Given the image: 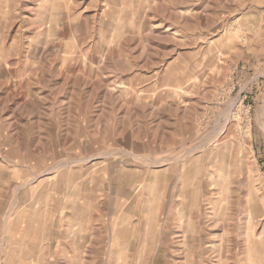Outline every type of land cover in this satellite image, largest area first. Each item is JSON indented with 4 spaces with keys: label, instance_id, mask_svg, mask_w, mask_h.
<instances>
[{
    "label": "rangeland",
    "instance_id": "374dc122",
    "mask_svg": "<svg viewBox=\"0 0 264 264\" xmlns=\"http://www.w3.org/2000/svg\"><path fill=\"white\" fill-rule=\"evenodd\" d=\"M263 109L264 0H0V264H264Z\"/></svg>",
    "mask_w": 264,
    "mask_h": 264
},
{
    "label": "crops",
    "instance_id": "0c3cea01",
    "mask_svg": "<svg viewBox=\"0 0 264 264\" xmlns=\"http://www.w3.org/2000/svg\"><path fill=\"white\" fill-rule=\"evenodd\" d=\"M26 227L39 228L42 231L48 229L47 215H26Z\"/></svg>",
    "mask_w": 264,
    "mask_h": 264
},
{
    "label": "bare ground",
    "instance_id": "6f19581e",
    "mask_svg": "<svg viewBox=\"0 0 264 264\" xmlns=\"http://www.w3.org/2000/svg\"><path fill=\"white\" fill-rule=\"evenodd\" d=\"M260 122L264 124V109H263V111L261 112V115H260Z\"/></svg>",
    "mask_w": 264,
    "mask_h": 264
},
{
    "label": "built area",
    "instance_id": "2783aa9c",
    "mask_svg": "<svg viewBox=\"0 0 264 264\" xmlns=\"http://www.w3.org/2000/svg\"><path fill=\"white\" fill-rule=\"evenodd\" d=\"M235 88V87H234Z\"/></svg>",
    "mask_w": 264,
    "mask_h": 264
}]
</instances>
